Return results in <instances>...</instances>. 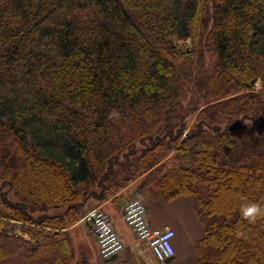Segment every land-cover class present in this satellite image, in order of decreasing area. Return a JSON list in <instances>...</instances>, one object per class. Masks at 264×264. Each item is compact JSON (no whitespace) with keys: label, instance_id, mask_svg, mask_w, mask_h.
I'll use <instances>...</instances> for the list:
<instances>
[{"label":"trees","instance_id":"trees-1","mask_svg":"<svg viewBox=\"0 0 264 264\" xmlns=\"http://www.w3.org/2000/svg\"><path fill=\"white\" fill-rule=\"evenodd\" d=\"M258 81L264 0H0V264H74L85 204L134 183L197 199L188 264H264Z\"/></svg>","mask_w":264,"mask_h":264},{"label":"crops","instance_id":"crops-1","mask_svg":"<svg viewBox=\"0 0 264 264\" xmlns=\"http://www.w3.org/2000/svg\"><path fill=\"white\" fill-rule=\"evenodd\" d=\"M138 183H134L115 197L105 202L95 199L85 204L84 215L90 209L98 207L104 212L108 211L115 216V222L124 224V213L126 205L135 198L144 200L148 209V221L152 228H171L176 233L174 240L177 261L178 255H184L191 250V256L195 259V243L204 238V232L197 224L194 217V209L197 201L194 197L180 198L171 204L163 201L152 200L138 193ZM108 212H106L108 214ZM199 221V220H198ZM129 229V228H128ZM121 232L125 233L124 228ZM70 237L75 251L74 264H160L143 242L139 241L131 232L123 236L126 246L125 252L116 259L104 262L99 253L96 237L92 234L90 227L80 221L74 227L65 231ZM125 237V239H124Z\"/></svg>","mask_w":264,"mask_h":264},{"label":"built area","instance_id":"built-area-1","mask_svg":"<svg viewBox=\"0 0 264 264\" xmlns=\"http://www.w3.org/2000/svg\"><path fill=\"white\" fill-rule=\"evenodd\" d=\"M123 219L135 237L146 244L158 263L165 264L168 259H175L176 233L168 227L150 226L148 209L143 199L135 198L129 201ZM81 221L90 227L96 237L102 261H112L125 252L123 239L117 233L110 216L101 208L90 210Z\"/></svg>","mask_w":264,"mask_h":264},{"label":"rangeland","instance_id":"rangeland-1","mask_svg":"<svg viewBox=\"0 0 264 264\" xmlns=\"http://www.w3.org/2000/svg\"><path fill=\"white\" fill-rule=\"evenodd\" d=\"M179 45H180V47L183 49V50H185V51H187V52H192L195 48H194V44H193V41L190 39V40H188V41H186V42H181V43H179ZM208 64H210L211 63V57H209L208 58ZM259 82V85H260V87L263 89V86H262V82L261 81H258ZM258 82L256 83V85H255V92L256 93H258V94H261V93H263V90L262 91H260V92H257V85H258ZM189 132V130H187L186 131V133H188ZM139 148H141V147H139ZM13 198V197H12ZM195 198V197H194ZM196 199V198H195ZM133 200V199H132ZM196 201H197V199H196ZM95 208H98V207H95ZM95 208H92V209H95ZM92 209H90V210H92ZM89 210V211H90ZM105 212H108V211H105ZM51 215H53V214H55V213H50ZM108 215L110 216V218H111V220H112V222L114 223V226H115V228H116V231H117V233L120 235V237L123 239V237H122V235L123 236H127V234L130 232V229H128V226L126 225V223H120V224H117V222H115V216L113 215V213H109L108 212ZM85 216V215H84ZM83 216V217H84ZM83 217H82V219H83ZM194 217H195V219L197 220V217H196V213H195V209H194ZM197 224L200 226V228L203 230V232H204V229H203V227H202V225L200 224V222L197 220ZM22 226H21V224H19V223H17V222H14V221H10L9 222V224H8V226L6 227V232H7V234L8 235H10V236H13V237H23V238H26L27 239V237H26V232H24L23 230H22ZM124 228V230H125V233H123V232H121V229H123ZM204 235H205V232H204ZM124 239H125V237H124ZM28 240V239H27ZM197 243V242H196ZM195 243V244H196ZM194 252H195V259L197 258V252H196V249H195V247H194ZM178 259H177V261L175 262V263H173V264H188V263H190L191 261H193V260H195V259H193L192 258V256H191V250H188L187 252H186V254H184V255H178V257H177ZM18 263V257H13L12 259H10V260H8V261H5L4 263H2V264H17Z\"/></svg>","mask_w":264,"mask_h":264},{"label":"clouds","instance_id":"clouds-1","mask_svg":"<svg viewBox=\"0 0 264 264\" xmlns=\"http://www.w3.org/2000/svg\"><path fill=\"white\" fill-rule=\"evenodd\" d=\"M256 90L257 92L264 90L260 87L259 82ZM241 214L249 223H255L257 218L264 217V205L257 203L243 204L241 206Z\"/></svg>","mask_w":264,"mask_h":264},{"label":"water","instance_id":"water-1","mask_svg":"<svg viewBox=\"0 0 264 264\" xmlns=\"http://www.w3.org/2000/svg\"><path fill=\"white\" fill-rule=\"evenodd\" d=\"M173 260H174V258L168 259V260L165 262V264H169V263H171Z\"/></svg>","mask_w":264,"mask_h":264}]
</instances>
